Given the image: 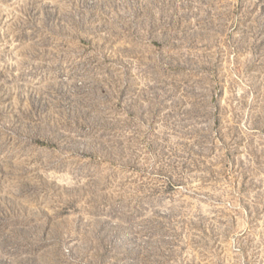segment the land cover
I'll return each instance as SVG.
<instances>
[{"label":"rangeland","instance_id":"1","mask_svg":"<svg viewBox=\"0 0 264 264\" xmlns=\"http://www.w3.org/2000/svg\"><path fill=\"white\" fill-rule=\"evenodd\" d=\"M0 264H264V0H0Z\"/></svg>","mask_w":264,"mask_h":264}]
</instances>
